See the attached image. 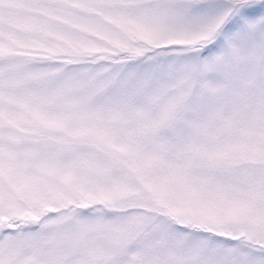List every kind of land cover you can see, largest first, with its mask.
Returning <instances> with one entry per match:
<instances>
[{
  "label": "snow or ice",
  "instance_id": "6c2138e0",
  "mask_svg": "<svg viewBox=\"0 0 264 264\" xmlns=\"http://www.w3.org/2000/svg\"><path fill=\"white\" fill-rule=\"evenodd\" d=\"M0 264H264V0H0Z\"/></svg>",
  "mask_w": 264,
  "mask_h": 264
}]
</instances>
